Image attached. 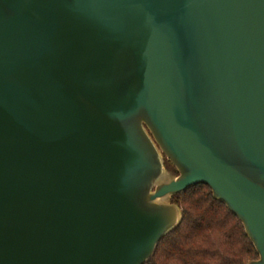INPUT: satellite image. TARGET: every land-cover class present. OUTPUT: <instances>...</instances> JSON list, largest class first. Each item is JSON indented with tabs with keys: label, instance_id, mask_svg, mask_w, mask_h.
Masks as SVG:
<instances>
[{
	"label": "water",
	"instance_id": "95a60500",
	"mask_svg": "<svg viewBox=\"0 0 264 264\" xmlns=\"http://www.w3.org/2000/svg\"><path fill=\"white\" fill-rule=\"evenodd\" d=\"M198 184L264 264V0H0V264H146Z\"/></svg>",
	"mask_w": 264,
	"mask_h": 264
},
{
	"label": "trees",
	"instance_id": "16d2710c",
	"mask_svg": "<svg viewBox=\"0 0 264 264\" xmlns=\"http://www.w3.org/2000/svg\"><path fill=\"white\" fill-rule=\"evenodd\" d=\"M181 223L162 238L146 264H246L259 254L241 220L198 184L172 197Z\"/></svg>",
	"mask_w": 264,
	"mask_h": 264
}]
</instances>
